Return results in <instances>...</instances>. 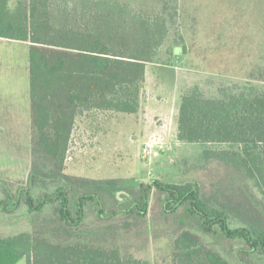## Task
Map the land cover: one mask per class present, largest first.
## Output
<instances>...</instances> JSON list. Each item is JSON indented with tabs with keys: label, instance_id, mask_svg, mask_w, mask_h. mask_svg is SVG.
Here are the masks:
<instances>
[{
	"label": "trees",
	"instance_id": "obj_1",
	"mask_svg": "<svg viewBox=\"0 0 264 264\" xmlns=\"http://www.w3.org/2000/svg\"><path fill=\"white\" fill-rule=\"evenodd\" d=\"M203 10L220 17L203 27ZM182 13L183 0H0V39L28 46L32 142L49 163L33 165L29 189L14 197L2 194L0 214L11 213L12 199L13 212L27 215L31 229L0 236V264L21 259L26 264H148L103 242L100 229L79 228L89 203L94 204V216L102 219L103 205L108 198L116 201L122 181L69 177L62 170L79 117L139 111L146 66L158 63ZM194 14L200 17V32L214 46L232 44L244 56L254 44L259 56L247 65V82L220 98H207L197 87L181 96L176 140L238 146L230 160L245 173L262 211L250 202L233 208L204 201L190 184L153 181L166 196L167 210L186 207L200 219L201 232L190 228L175 239L173 264H227L207 246L208 238L216 235L235 241L232 255L239 264H264V0H201ZM252 16L262 25L258 32ZM182 43L179 35L172 49ZM148 189L141 188L132 203L139 216L145 213ZM55 214L54 220L48 219Z\"/></svg>",
	"mask_w": 264,
	"mask_h": 264
},
{
	"label": "rangeland",
	"instance_id": "obj_2",
	"mask_svg": "<svg viewBox=\"0 0 264 264\" xmlns=\"http://www.w3.org/2000/svg\"><path fill=\"white\" fill-rule=\"evenodd\" d=\"M200 1L183 0L178 30L171 31L169 41L160 50L158 63L146 66L139 111L133 115L90 112L79 117L62 170L69 177L122 181L114 193L116 201L108 198L103 205L102 219L94 216V204L89 203L84 213L86 221L79 228L82 231L100 229L103 242L116 245L124 256L148 264H173L175 239L190 228L201 232L200 219L189 215L186 207L172 211L165 208L166 196L152 186L153 181L163 185L190 184L197 188L204 201L233 208L250 202L262 211L260 199L245 173L230 160L238 146L176 140L181 96L197 87L207 98H220L224 92L247 82V65L259 56L253 52L254 44L250 46L251 53L239 56L238 48L232 44L214 46L212 38L205 40L206 33L198 27L200 17L194 14ZM201 16L205 22L203 27L220 17H212V12L207 10ZM252 21L258 32L262 25H257L256 16H252ZM213 29L219 31V28ZM179 35L183 43L172 49ZM27 56V46L0 42V201L2 194L14 197L17 192L29 189L33 165L49 164L34 150L32 142ZM151 100L156 105L148 109L146 106ZM148 110L153 112L147 114ZM151 136L161 137L163 144L156 150L157 155L145 159L141 157V150ZM147 186L150 189L145 213L139 216L132 203L138 199L140 189ZM11 202L12 199L8 203L11 213L0 214V236L31 229L28 216L13 212ZM113 211L117 214L111 215ZM56 216L48 219L54 220ZM208 240L207 246L227 264H239L232 255L238 246L235 241H226L220 235L210 236ZM241 257L250 262L249 256ZM16 264H26V260Z\"/></svg>",
	"mask_w": 264,
	"mask_h": 264
},
{
	"label": "built area",
	"instance_id": "obj_3",
	"mask_svg": "<svg viewBox=\"0 0 264 264\" xmlns=\"http://www.w3.org/2000/svg\"><path fill=\"white\" fill-rule=\"evenodd\" d=\"M163 139L161 137L151 136L149 140L143 145L141 150L142 158H149L152 154L157 155L156 150L161 148Z\"/></svg>",
	"mask_w": 264,
	"mask_h": 264
},
{
	"label": "crops",
	"instance_id": "obj_4",
	"mask_svg": "<svg viewBox=\"0 0 264 264\" xmlns=\"http://www.w3.org/2000/svg\"><path fill=\"white\" fill-rule=\"evenodd\" d=\"M0 42H8V43H20V42H15V41H8V40H4V39H0ZM25 46H27L25 43H21ZM27 55H28V46H27ZM27 71H28V62H27ZM29 76H27L28 79ZM28 86H29V81H28ZM30 102V101H29ZM153 105H156L155 101L151 100L147 103V108L151 109ZM153 109V108H152ZM153 112V110H148L147 114H151ZM176 125H177V120H176ZM177 127V126H176ZM176 127H175V133H176ZM176 135V134H175Z\"/></svg>",
	"mask_w": 264,
	"mask_h": 264
}]
</instances>
